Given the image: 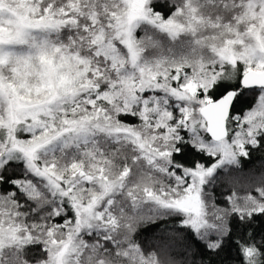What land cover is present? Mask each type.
<instances>
[{"label":"snow or ice","instance_id":"6c2138e0","mask_svg":"<svg viewBox=\"0 0 264 264\" xmlns=\"http://www.w3.org/2000/svg\"><path fill=\"white\" fill-rule=\"evenodd\" d=\"M0 264H264V0H0Z\"/></svg>","mask_w":264,"mask_h":264}]
</instances>
